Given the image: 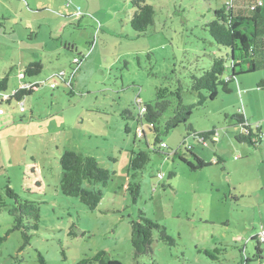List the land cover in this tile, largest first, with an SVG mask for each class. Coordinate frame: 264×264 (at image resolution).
<instances>
[{
    "label": "rangeland",
    "instance_id": "obj_1",
    "mask_svg": "<svg viewBox=\"0 0 264 264\" xmlns=\"http://www.w3.org/2000/svg\"><path fill=\"white\" fill-rule=\"evenodd\" d=\"M146 2L154 24L137 34L131 0H0V82L7 79L0 92V264H42L40 257L43 264H76L99 252L119 264H264V243L257 256L252 240L264 231V90L257 87L264 70L236 76L230 93L218 87L214 100L193 109L187 124L197 133L213 130L214 143L199 144L181 125L161 136L167 148L150 152L131 177V152L148 151L153 140L146 128L143 138L136 135L135 100L167 97L175 104L180 95L193 104L192 78L229 53L205 28L224 0ZM77 58L84 59L74 74ZM34 62L42 64L40 73L21 77ZM61 74L73 75L72 88ZM20 88L32 93L21 103L1 102ZM238 115L254 134L260 130L256 147L237 142ZM184 148L210 166L190 171L181 161L193 162ZM66 151L113 173L105 187L96 185L102 199L94 211L59 190ZM133 182L140 188L135 202L125 188ZM7 186L21 203L37 204L38 220L24 218L35 229L10 231ZM140 212L173 243L160 242L155 231L152 253L135 260L129 222Z\"/></svg>",
    "mask_w": 264,
    "mask_h": 264
},
{
    "label": "trees",
    "instance_id": "obj_2",
    "mask_svg": "<svg viewBox=\"0 0 264 264\" xmlns=\"http://www.w3.org/2000/svg\"><path fill=\"white\" fill-rule=\"evenodd\" d=\"M226 1L230 4L227 6ZM132 16L130 19V27L137 34H144L154 24V9L147 4L146 0H131ZM212 20L205 25L213 42L220 48H224L229 53L224 57L215 58L211 67L203 71L198 77L192 78V90L197 93V101L193 104H184L180 95H177V103L173 104L170 98H163L151 103H141L135 100V105L138 109V117L136 123L140 125L136 131L137 137L143 138L145 128L152 134L153 140L151 146L148 145V151L131 152L129 160V171L132 172V178L135 177L137 171H141L150 161V152L160 153L164 148H167L160 141L161 136L167 135L179 126L183 125L188 131V136L197 139L199 144L214 143L212 137L214 131L194 132L187 124L192 111L196 107H201L206 100H214L217 96L218 87L222 88L225 93H230L228 84L236 81V76L241 74H250L264 70V0H246L243 5H237L236 0H224L221 9L214 10ZM72 49V48H71ZM84 58L74 62L77 67L74 74L79 70V66ZM42 64L34 62L27 65L24 69L23 77H33L40 73ZM228 77L224 79V75ZM65 86L72 88L70 79L64 75L59 76ZM7 79L4 78L0 82V92L5 90ZM53 85V87H51ZM38 84L29 85V88H37ZM264 90V82L257 86ZM51 89H55V84H50ZM205 91L206 95L202 92ZM72 92V90H71ZM31 91H26L25 88H20L14 91L11 97L1 98V102L8 104L12 99L21 103L22 97L25 94H30ZM23 109V110H22ZM143 109V112L141 111ZM0 111H2L0 109ZM21 111L24 108L21 107ZM3 113V112H2ZM1 113V114H2ZM124 113L128 114L127 111ZM0 114V115H1ZM237 124L240 125L242 133L237 137V142L247 143L256 147L261 140V133L256 129L254 134L244 119L243 116L235 117ZM146 126V127H145ZM164 145V147H162ZM179 150L172 151L166 155V158L173 157L178 154ZM183 152L189 154L193 162L181 158L190 171L195 172L210 166L202 158L192 153L191 149H183ZM214 164L222 163V159L215 157ZM59 169L61 178L59 182V190L61 194L67 198H75L84 205L89 211H94L101 202V192L96 189V185L105 187L112 172L102 168L99 162L90 156H85L79 153L66 151L59 158ZM174 174L170 175V178ZM126 191L130 192L133 202L136 201L139 195V185L135 182L127 183ZM6 195L10 200H13L14 207L8 211L13 218L14 226L10 231L24 229H35L36 225L27 226L24 220L30 218L34 223L38 220V207L33 202L21 203L19 197L7 186ZM27 217V218H26ZM25 218V219H24ZM130 225V244L133 251V258L137 260L141 256H148L152 253L153 232L157 231L159 241L172 244L173 240L168 236L166 229L154 221L147 219L142 212L135 220L129 222ZM25 242H28L29 236L24 234ZM252 240H257V256L261 254L259 249L260 243L258 236ZM4 241L0 237V245ZM40 262L43 260L40 257ZM249 259H246L247 263ZM76 264H119L115 260L107 257L105 252H99L91 258L79 260Z\"/></svg>",
    "mask_w": 264,
    "mask_h": 264
},
{
    "label": "built area",
    "instance_id": "obj_3",
    "mask_svg": "<svg viewBox=\"0 0 264 264\" xmlns=\"http://www.w3.org/2000/svg\"><path fill=\"white\" fill-rule=\"evenodd\" d=\"M227 6H229L230 4L226 1ZM78 60L75 59V62H77ZM64 74H61L60 76H62ZM21 77H23V75L21 74ZM51 87H53V85H51ZM6 98V97H5ZM23 110V109H22ZM141 111L143 112V109H141ZM2 113V111H0V114ZM162 147H164V145H162ZM258 239L260 241V243H264V231L261 232V234H259Z\"/></svg>",
    "mask_w": 264,
    "mask_h": 264
},
{
    "label": "crops",
    "instance_id": "obj_4",
    "mask_svg": "<svg viewBox=\"0 0 264 264\" xmlns=\"http://www.w3.org/2000/svg\"><path fill=\"white\" fill-rule=\"evenodd\" d=\"M244 1L246 0H236V4L237 5H243L244 4ZM251 1V0H250ZM261 82H264V81H261ZM2 115V114H1Z\"/></svg>",
    "mask_w": 264,
    "mask_h": 264
}]
</instances>
